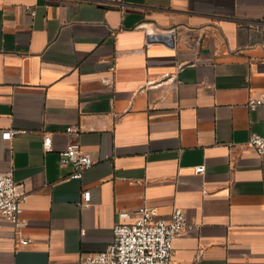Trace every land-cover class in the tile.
Instances as JSON below:
<instances>
[{
    "label": "crops",
    "instance_id": "obj_1",
    "mask_svg": "<svg viewBox=\"0 0 264 264\" xmlns=\"http://www.w3.org/2000/svg\"><path fill=\"white\" fill-rule=\"evenodd\" d=\"M263 23L264 0H0V168L27 196L22 229L0 217V264H78L141 208L192 225L172 264H264V156L246 144L264 133L246 106ZM71 140L93 160L80 179L59 164Z\"/></svg>",
    "mask_w": 264,
    "mask_h": 264
},
{
    "label": "built area",
    "instance_id": "obj_2",
    "mask_svg": "<svg viewBox=\"0 0 264 264\" xmlns=\"http://www.w3.org/2000/svg\"><path fill=\"white\" fill-rule=\"evenodd\" d=\"M261 33L264 38V23ZM262 105L264 93L247 99L249 110ZM79 132L78 127L69 126L65 129V133L70 136H76ZM16 133L5 131L2 138L9 140ZM246 144L257 156H264V133L250 135ZM42 147L44 152L51 151L50 133H44ZM58 155L60 166H72L73 171L69 174L71 179H80L82 173L93 165L91 156L81 149L76 140L69 141L66 149ZM203 170V166L194 168L195 173H202ZM26 199V194L16 192L12 170L0 168V217L12 223L16 231L25 226L21 212ZM89 200V191H82L80 205L85 206ZM125 218L126 214H120L119 220L113 225L111 245L99 253L81 255L78 264H172L174 241L192 228L178 208L173 209L168 220L158 218L154 208L139 209L130 222H123ZM26 243L25 240L21 241V244Z\"/></svg>",
    "mask_w": 264,
    "mask_h": 264
}]
</instances>
